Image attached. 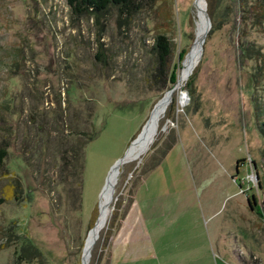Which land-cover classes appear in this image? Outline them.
<instances>
[{"label":"rangeland","instance_id":"rangeland-1","mask_svg":"<svg viewBox=\"0 0 264 264\" xmlns=\"http://www.w3.org/2000/svg\"><path fill=\"white\" fill-rule=\"evenodd\" d=\"M202 1L137 0L124 22L115 7L94 16L67 0H0V264H81L101 204L88 264H108L133 200L163 246L122 264H264L263 1ZM200 7L201 50L179 82ZM157 33L171 42L175 90L103 194L171 88L146 75ZM81 130L98 134L77 149ZM27 242L41 259L19 258Z\"/></svg>","mask_w":264,"mask_h":264},{"label":"trees","instance_id":"trees-1","mask_svg":"<svg viewBox=\"0 0 264 264\" xmlns=\"http://www.w3.org/2000/svg\"><path fill=\"white\" fill-rule=\"evenodd\" d=\"M262 1L264 6V0ZM67 3L70 6L72 12L76 14L88 13L94 16L103 15L110 8L115 7L119 10L120 15L124 16V22L130 20L129 16H131V13L136 11V9L138 10L137 0H67ZM99 51L101 52V50ZM170 52H171L170 39L164 33H157L155 35V41L152 47V54L154 59L150 67L146 68V75L149 76L150 78L152 77V79L154 78V76L163 75V84L161 86V89L163 90L172 87V85L176 80V69L171 68L168 70ZM261 125L264 127V119ZM97 134H98V130L91 132L81 130L79 135L75 139L76 148L77 149L83 148V146L90 140L94 139L97 136ZM83 136H85L86 139H84ZM167 151H165L162 154V156L153 163L150 170L155 168L161 162L162 158L165 156ZM6 155H7L6 146L0 145V165L3 164ZM77 161L78 159L76 156L75 163L73 164V167L75 169L78 164ZM79 167H80V173H82L81 169L83 168V162L82 159L80 160V158H79ZM3 200L4 198L0 197V203ZM250 205H252V200L250 201ZM19 255H20L19 258H23V259L27 257L32 259L42 258L40 251L31 242H27L25 243V245L21 247Z\"/></svg>","mask_w":264,"mask_h":264},{"label":"crops","instance_id":"crops-1","mask_svg":"<svg viewBox=\"0 0 264 264\" xmlns=\"http://www.w3.org/2000/svg\"><path fill=\"white\" fill-rule=\"evenodd\" d=\"M212 219L210 218V220ZM146 224H148L147 227ZM156 224V218H145L142 216L138 208V201L135 202L133 200L129 213L110 244L108 264H122L129 261L131 256L139 257L142 252H149V249L146 250L145 247L150 246L151 248L152 240H156L158 245H154L161 248L163 246L161 241L163 234H159L158 229H161L162 226L159 227L158 225L157 229ZM181 264H187V260L185 259V263Z\"/></svg>","mask_w":264,"mask_h":264},{"label":"bare ground","instance_id":"bare-ground-1","mask_svg":"<svg viewBox=\"0 0 264 264\" xmlns=\"http://www.w3.org/2000/svg\"><path fill=\"white\" fill-rule=\"evenodd\" d=\"M201 1L202 0H199L200 5H201ZM202 3H203V9H204V0L202 1ZM202 12H203L202 7H200L198 10L199 17L196 20V27H197L196 42H195L192 50L189 52V54L187 55V57L184 60V66L180 72L179 79H178L179 82L184 78L186 72L188 71V68L196 59L199 50H201V48H199V47H200L201 41H202L203 36H204V27H203V22H202L203 13ZM204 26L206 27L205 23H204ZM176 84H177V82H176ZM176 84H175V86H176ZM170 97H171V93L166 91L165 94L163 95V97L161 98V100L158 102V104L154 108L145 128L139 133V135L136 137V139L129 146L128 150L126 151L124 161L135 158L149 144V142L152 138L153 132H154L155 124L159 118V115H160L161 111L163 110V108L165 107V105L167 104ZM182 99L183 98L181 96V100ZM124 161H122L121 163H123ZM118 166L113 168L110 171L107 183L103 188V192H102L103 194H106L114 185ZM99 209H100V214H99L98 221L96 222L95 227H93L90 230V233H89L90 235L88 236V239L86 240L85 245H84L83 261L85 262V264H88V261H89L90 246H91V241H92L93 235L96 232V230L99 228L102 221L104 220V211H103V205L102 204L99 207Z\"/></svg>","mask_w":264,"mask_h":264},{"label":"water","instance_id":"water-1","mask_svg":"<svg viewBox=\"0 0 264 264\" xmlns=\"http://www.w3.org/2000/svg\"><path fill=\"white\" fill-rule=\"evenodd\" d=\"M203 11H204V10H203ZM203 19H204V23H205V25H206V18H205V16H204V14H203ZM175 84H176V83H175ZM175 84H174V86H172L170 89H168L167 92L172 93V92L175 90ZM182 95H184V93H183ZM125 155H126V152H125L121 157H119L118 159H116L115 162L111 165V167H110V169H109V171H108V173H107V175H106L105 182H104V184H103V186H102V188H101V191L103 190L104 186H105L106 183H107V180H108V176H109V174H110V171H111L113 168L117 167L122 161H124V157H125ZM101 191H100V192H101ZM85 241H86V240H85ZM84 245H85V243H84ZM83 248H84V247H83ZM81 261H82L81 264H85V262L83 261V258H82Z\"/></svg>","mask_w":264,"mask_h":264}]
</instances>
